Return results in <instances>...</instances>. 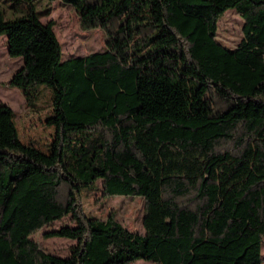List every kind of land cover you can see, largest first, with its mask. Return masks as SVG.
<instances>
[{
  "label": "trees",
  "instance_id": "1",
  "mask_svg": "<svg viewBox=\"0 0 264 264\" xmlns=\"http://www.w3.org/2000/svg\"><path fill=\"white\" fill-rule=\"evenodd\" d=\"M73 7L104 52L64 59L51 8L0 20L9 86L53 88L51 150L23 144L0 104V264H264V0H49ZM230 9L236 48L218 40ZM144 199V234L91 218L82 192ZM76 240L68 257L32 236Z\"/></svg>",
  "mask_w": 264,
  "mask_h": 264
},
{
  "label": "rangeland",
  "instance_id": "2",
  "mask_svg": "<svg viewBox=\"0 0 264 264\" xmlns=\"http://www.w3.org/2000/svg\"><path fill=\"white\" fill-rule=\"evenodd\" d=\"M36 10L50 7L51 12L42 18L44 23L54 21V30L60 40L64 59L84 57L95 52L106 50V38L102 29L84 31L80 27V18L69 4L49 0H34ZM28 12L25 0H0V20L13 21ZM244 20L234 9L228 10L219 21L218 40L230 48H236L243 38ZM23 58H12L8 49V36H0V104L9 105L17 114L15 120L20 141L25 145H34L44 153L51 150L56 133V126L48 123L53 114V88L47 84L36 87L35 100L27 105L20 89L9 86L14 74L23 65ZM84 209L91 218L107 219L110 215L126 226L130 231L144 234V199L133 196L105 198L102 182L97 189H85L82 192ZM74 226L71 217H65L32 236L47 253L68 257L70 248L76 240L63 237H46V233L58 230L63 226ZM264 257V243L262 247ZM134 264H153L140 260Z\"/></svg>",
  "mask_w": 264,
  "mask_h": 264
}]
</instances>
